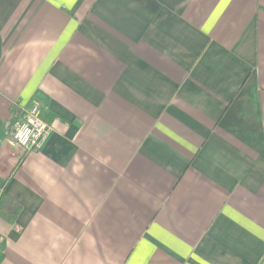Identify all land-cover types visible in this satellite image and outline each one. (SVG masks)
Here are the masks:
<instances>
[{
	"label": "crops",
	"instance_id": "1",
	"mask_svg": "<svg viewBox=\"0 0 264 264\" xmlns=\"http://www.w3.org/2000/svg\"><path fill=\"white\" fill-rule=\"evenodd\" d=\"M0 185V264H264V0H0Z\"/></svg>",
	"mask_w": 264,
	"mask_h": 264
},
{
	"label": "built area",
	"instance_id": "2",
	"mask_svg": "<svg viewBox=\"0 0 264 264\" xmlns=\"http://www.w3.org/2000/svg\"><path fill=\"white\" fill-rule=\"evenodd\" d=\"M49 130L48 123L41 116L39 106L34 103L25 118L12 129V139L26 150L40 146Z\"/></svg>",
	"mask_w": 264,
	"mask_h": 264
},
{
	"label": "trees",
	"instance_id": "3",
	"mask_svg": "<svg viewBox=\"0 0 264 264\" xmlns=\"http://www.w3.org/2000/svg\"><path fill=\"white\" fill-rule=\"evenodd\" d=\"M20 205L12 199L0 185V217L13 223L18 212Z\"/></svg>",
	"mask_w": 264,
	"mask_h": 264
}]
</instances>
